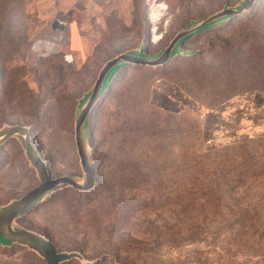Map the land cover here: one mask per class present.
Here are the masks:
<instances>
[{
	"label": "rangeland",
	"instance_id": "1",
	"mask_svg": "<svg viewBox=\"0 0 264 264\" xmlns=\"http://www.w3.org/2000/svg\"><path fill=\"white\" fill-rule=\"evenodd\" d=\"M241 1L0 0V129L29 127L54 178L82 175L75 112L104 64L141 47L155 55L192 22ZM185 49L195 56L156 69L129 67L115 76L89 119L96 186L88 192L53 193L25 213L19 225L91 264H195L199 258L264 264V136L255 131L216 147L224 141L213 129L204 136L194 102L215 109L230 96L245 94L264 102V0L225 26L192 37ZM158 81L179 86L193 99L174 98L172 109L191 108L171 113L155 107L151 99ZM163 84L155 98L169 106ZM192 162L199 163L197 170ZM194 171L203 183L194 189L217 198L211 206L228 193L220 205L248 211L247 251L233 247L228 261L219 260L207 243L192 248L168 243L176 240L172 233L188 230L170 211L187 204ZM244 173L245 184L236 186L234 177ZM38 186L20 144L10 139L0 147V207ZM231 221L234 216L228 215L225 222ZM159 236L164 243L150 250ZM0 264L45 262L14 245L0 246Z\"/></svg>",
	"mask_w": 264,
	"mask_h": 264
},
{
	"label": "water",
	"instance_id": "2",
	"mask_svg": "<svg viewBox=\"0 0 264 264\" xmlns=\"http://www.w3.org/2000/svg\"><path fill=\"white\" fill-rule=\"evenodd\" d=\"M256 0H245L240 7L224 8L222 11L203 18L178 32L166 48L160 53L149 56L142 52V48L122 53L101 68L92 88L79 101L74 118V141L79 157L82 175H66L53 178L49 173L44 159L37 151L30 136V129L26 126L4 125L0 129V147H4L10 139H16L24 155L35 171L39 186L20 199L12 200L0 207V246H22L36 253L45 264H65L78 260L82 264L88 263L78 252L57 251L52 243L43 235L19 225L18 220L28 211L43 204L55 192L63 189H73L77 192H88L96 186L95 171L92 154L94 148L89 144V118L94 107L104 99L106 87L116 71L126 66H140L156 68L165 66L171 59L183 53L180 47L191 34L198 32L207 25L225 17H232L248 11Z\"/></svg>",
	"mask_w": 264,
	"mask_h": 264
},
{
	"label": "trees",
	"instance_id": "3",
	"mask_svg": "<svg viewBox=\"0 0 264 264\" xmlns=\"http://www.w3.org/2000/svg\"><path fill=\"white\" fill-rule=\"evenodd\" d=\"M244 3H245V0H242L241 3L239 5H237L236 7H240ZM224 8H229V7L226 6ZM241 15L242 14H239L237 16L222 18L220 20H217V21L207 25L206 27L199 30L198 32L191 34L190 36H188L185 39L184 45L180 47V50L183 53L174 56L170 62L175 61L181 57L182 58L194 57L195 55H193V52L185 49L186 46L189 44L192 37L199 35L201 33L211 31V30L214 31L216 29H219V28L225 26L226 24L230 23L233 19H235ZM195 22H197V21H195ZM195 22H192L191 24H193ZM141 48H143V47H141ZM142 52L145 55L152 56L144 48H143ZM129 67H134V66H126V67L120 68L116 71L114 76L111 78L110 85L106 87L105 97L111 91V87L114 83L115 76L120 71H124L125 69H127ZM135 67H140V66H135ZM153 69H156V68H153ZM105 97H104V99H105ZM192 163H193L191 165L192 170H197L199 163H194V162H192ZM46 164H47L49 173L52 174V172L49 169V164L47 162H46ZM93 168L95 171V180L97 183L96 168H95L94 160H93ZM244 176H245V173H244V175H239V176L234 177L235 178L234 184H236V186L245 184L246 178ZM191 177L192 178L188 181V185L191 188H193L192 189L193 192L189 191L187 194H185L186 195L185 200H186L187 204L183 205V206H176L173 208L176 210L170 211L172 218L177 220V224L180 222H181V224H185L186 225L185 228H188V230H185V232L182 234H180V232H178V230L176 233H172V235L175 236L176 240L173 239L171 242H168V243L170 245H175V246H178L180 244L181 246H188L190 248L195 247L196 245H200L201 243H203V244L207 243V244H209V246H213L215 248L214 253L216 254L217 258L219 260H221L223 258L225 261L227 260L226 258H228V256H230L229 252L232 250L233 247L236 248L237 250L241 249V250L247 251V243L246 242L248 241L247 238H248L249 232H250V226L248 225V222H247L248 211L247 210L235 211L234 209H230L227 206L220 205L219 202L223 201L224 197H229L228 193H226V194L223 193L221 196H219L218 202L214 203V205L211 206L210 202L213 201L212 198H214V197H212L211 194L200 192L199 191L200 189H194L196 186H197V188H200V185L203 184L202 182L198 181L199 179H201L198 176V171H194V173ZM53 178H54V176H53ZM71 190H73V189H71ZM194 190H196V192ZM175 199H179V197H176ZM214 199L217 201V198H214ZM228 215L234 216L233 222L232 221L229 223L225 222V218ZM218 218L224 219V223L221 221V222L217 223V225H211L212 220H215ZM182 226L183 225H181V227ZM181 227L180 226H173L171 228L172 229H181ZM261 231L258 232V236H260V238L258 239V243L259 242L261 243L262 239H263V238H261V236H262ZM161 240L162 239H160V236H159L157 238V240L154 241V244H152V249H150V250H155V249L160 248L162 246V244L164 243V242L163 243L160 242ZM49 241L54 246L53 242L50 239H49ZM215 243H218V245ZM150 252H152V251H150ZM228 260H230V257ZM194 263L195 264H217V263H212L210 259H208V261H203L201 258L197 259V261H194ZM85 264H91V263H85ZM93 264H95V263H93ZM229 264H231V263H229Z\"/></svg>",
	"mask_w": 264,
	"mask_h": 264
},
{
	"label": "crops",
	"instance_id": "4",
	"mask_svg": "<svg viewBox=\"0 0 264 264\" xmlns=\"http://www.w3.org/2000/svg\"><path fill=\"white\" fill-rule=\"evenodd\" d=\"M164 86L167 90L166 105L165 101L155 98V92L161 91V86ZM173 99H172V98ZM237 95H232L224 102L219 104L215 109L207 108L204 105L194 102L199 106L198 111L203 121V133L206 137V132L215 130L216 136L221 141L216 147H223L235 144L236 140L241 136H250L252 132H258L264 136V102L261 100H255L249 95H244L237 98ZM176 98L187 99V101H193V99L179 86L165 81H158L155 83L152 91V104L155 107L162 108L167 112L180 113L185 108H191V104L183 106L182 109H172L170 103L173 106V102ZM165 103V104H164ZM217 132L218 135H217Z\"/></svg>",
	"mask_w": 264,
	"mask_h": 264
}]
</instances>
